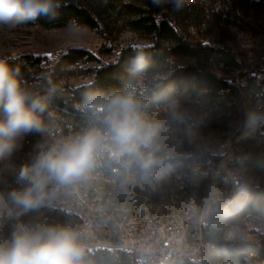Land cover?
I'll return each mask as SVG.
<instances>
[{"label":"trees","instance_id":"16d2710c","mask_svg":"<svg viewBox=\"0 0 264 264\" xmlns=\"http://www.w3.org/2000/svg\"><path fill=\"white\" fill-rule=\"evenodd\" d=\"M60 3L61 7L47 16L19 26L52 29L81 25L106 34L110 24L115 23L122 24V29L146 35L150 43L125 45L114 62H103L84 47H70L63 52L52 72L47 74L46 86L39 93L47 106L42 114L45 124L63 131L67 124H72L77 133L82 124H87L86 104L91 99L107 96L114 90L133 89L142 78L157 75L163 77L150 83L142 94L136 93L143 109L148 107V101L159 104L173 99L210 101L211 115L228 118L239 106L240 123L231 136L234 150L230 161L224 162L223 156L205 152L199 146L193 147L184 154L186 159L159 169L151 181L176 182V193L187 205L194 202L187 200L192 194L207 195L205 187L208 185H219L224 181L226 191H230L232 180L227 170L234 169L237 180L231 196L221 199L218 211L209 213L204 227L202 219L196 224L191 219L195 238L205 241L208 247L202 259L194 264H264V240L255 243L226 239V233L233 227L250 221L264 225V184H256L252 179L264 175V91H261L262 83L254 78L243 84L242 91L239 89L236 79L241 60L229 49V43H234L232 28L254 30L250 24L264 22V0H190L179 11L174 10L171 0H160L159 5L153 0H60ZM237 12L247 21L237 20ZM101 50L110 54L112 48L108 46ZM7 62L14 70H19L21 81L32 82L46 70L41 66L43 58L31 53ZM81 63L96 64L90 70L91 83L72 88L70 98H63L62 78L75 75L76 69L71 71V67ZM214 68L235 72L236 76L233 79L219 77ZM81 74L86 77L83 70ZM258 91L260 99L257 98ZM36 140L42 145L50 143L43 140L42 133H36ZM222 164L226 169L220 167ZM114 169L115 166H110V171ZM119 171L117 177L107 176L113 182H120L123 173ZM178 176L189 182L180 186ZM101 182L104 191L114 192L112 184L105 179L98 182L87 179L69 190L85 189L99 204L113 208L117 218L133 212L134 206L129 204L137 203L135 193L127 195V200H110L108 195L99 193ZM161 198H164L162 203ZM165 200L166 207L178 204L176 195L160 194L151 210L166 212L163 210ZM54 213L67 217L57 211ZM200 214L201 210L197 211L198 220ZM11 229V221L0 222V238H7ZM253 254L257 257L253 258Z\"/></svg>","mask_w":264,"mask_h":264},{"label":"clouds","instance_id":"9594fccd","mask_svg":"<svg viewBox=\"0 0 264 264\" xmlns=\"http://www.w3.org/2000/svg\"><path fill=\"white\" fill-rule=\"evenodd\" d=\"M185 2L171 0L176 11ZM153 3L159 5L160 0ZM59 7L60 0H0V25L15 28ZM18 71L0 59V161L13 155L22 137L46 131L42 116L46 103L38 92L22 85ZM86 109V126L39 145L16 173L15 187L0 191V222H13L10 235L0 238V264H91L82 233L70 223L24 218L51 207L60 191L89 179L102 163L121 170L125 180L150 182L159 169L187 158L178 146L166 143L164 124L148 119L134 89L93 98ZM169 115L174 122L184 118L175 106ZM220 202L213 186L204 216L218 211Z\"/></svg>","mask_w":264,"mask_h":264},{"label":"built area","instance_id":"2783aa9c","mask_svg":"<svg viewBox=\"0 0 264 264\" xmlns=\"http://www.w3.org/2000/svg\"><path fill=\"white\" fill-rule=\"evenodd\" d=\"M236 19L247 21L239 12ZM250 25L254 30L232 28L234 43H229L230 51L241 60V69L237 77L241 91L249 78L264 79V25L261 26L257 22ZM3 27L7 26L0 25V28ZM241 36L246 40L244 45L241 44ZM247 53H254L253 61H246ZM23 54L1 53L0 59L20 58ZM44 65L45 62L41 66L46 69ZM72 68H82V65H73L71 71ZM52 70L53 68L48 70L47 74L49 75ZM75 77L76 75H71L62 83L63 98H70L69 90L77 87L73 83ZM21 83L29 89L30 82ZM257 98H261L259 91ZM84 126L86 125L82 124V128ZM44 133H48L49 142H52L74 134V126L67 124L66 132H58L56 126L46 125ZM39 145L40 140H36V133L24 136L18 141L13 155L0 161V191L15 187L16 173L39 151ZM94 173L115 177L118 175V171H110V166L103 163ZM235 185L236 183L232 182L231 190L226 192L229 194L233 192ZM98 187L99 193L108 195L110 200L112 198L127 200L128 193H135L137 203L129 204L134 206L133 217L118 219L117 212L109 205L94 201V195H71L62 190L51 207L42 208L24 219L49 224H76V229L82 233L86 244V258L91 264H161L162 261H166L167 264H188V260L199 259L204 255L207 243L205 241L195 243V234L190 228V215L180 214V206H184L185 203L176 193V182L163 180L142 182L139 179H129L128 189L114 192L104 191L103 182ZM160 194L178 197V204H174L173 207H166V202H163V210H167V217H160V213H151V205L158 202ZM79 198H86V205H79ZM54 205H64L73 209V216L59 217L54 213ZM151 236H161V243H151ZM252 257L257 255L253 254Z\"/></svg>","mask_w":264,"mask_h":264},{"label":"rangeland","instance_id":"374dc122","mask_svg":"<svg viewBox=\"0 0 264 264\" xmlns=\"http://www.w3.org/2000/svg\"><path fill=\"white\" fill-rule=\"evenodd\" d=\"M190 1V0H186ZM254 21L253 19H249ZM261 26L264 22L260 23ZM108 35V37H106ZM241 44H245L246 40L241 36ZM257 42L256 39L254 41ZM150 38L143 34H137L128 29H122V24L111 23L106 34L101 31L92 30L81 25H72L63 28L45 29L39 26L24 27L17 26L15 28H0V54L12 52V54L31 53L41 56L45 62L46 70L39 73L34 81L30 82L29 89L40 93L46 86V77L48 70L55 67L59 57L70 47H84L99 56L103 62H114L125 45H147ZM111 46L110 54L103 53L102 48ZM50 54V55H49ZM250 61L254 60V53H251ZM82 68H75L76 77L73 82L77 87L91 83L93 75L90 70L93 69L95 63H81ZM48 68V69H47ZM84 71L85 76L81 74ZM214 73L219 77L233 79L235 72H224L218 68H214ZM72 75H74L72 73ZM69 76L62 78L63 83ZM163 76H153L150 78H142L141 81L133 89L136 93L142 94L147 90L150 83L161 79ZM147 108L143 109L149 120L159 121L164 124V136L166 143L172 146H178V151L186 154L193 147H201L205 152L224 157V162L230 161L233 155V144L231 136L240 123V108L237 106L234 113L228 118H219L211 115L212 102L210 101H192L189 99H173L164 104L148 101ZM175 106L178 111L183 114V120L179 122L171 121L170 110ZM58 119V117L56 116ZM260 146V143H258ZM222 169L226 166L222 164ZM239 171V170H238ZM232 182L236 183L237 174L234 169L227 170ZM243 173V171H242ZM244 174V173H243ZM256 184H264V175L262 177H252ZM180 186L186 185L189 180L185 177L178 176ZM226 182L216 183L214 187L218 189L221 199L231 196L226 192ZM213 186L208 185L206 188L207 195L200 197L199 195H191L187 200L194 202L185 205V215L193 218V224L200 219L205 223L207 216H204L205 205L208 202L210 190ZM191 198V199H190ZM200 218H197V211L200 212ZM190 212V213H189ZM196 212V213H195ZM203 223V224H204ZM206 224V223H205ZM226 239L244 242L260 243L264 240V225L256 221L247 222L241 226H236L226 233Z\"/></svg>","mask_w":264,"mask_h":264},{"label":"bare ground","instance_id":"6f19581e","mask_svg":"<svg viewBox=\"0 0 264 264\" xmlns=\"http://www.w3.org/2000/svg\"><path fill=\"white\" fill-rule=\"evenodd\" d=\"M19 26V25H18ZM24 27H27V26H24ZM30 27V26H29ZM4 28V27H3ZM251 55V53H247L246 54V61H250L251 57L249 58V56ZM13 58H9V60H11ZM8 61V60H7ZM238 77V76H237ZM257 80H259L261 83H262V87H261V91H264V79L263 78H256ZM236 83L239 85V81L236 79ZM80 126H78L79 128ZM57 128V127H56ZM64 129V128H62ZM82 129V128H80ZM67 131V126L65 127V130H61V129H58V132H66ZM79 131V130H78ZM76 132V127H74V134ZM43 134V140H48L49 141V135L48 133H42ZM42 140V141H43ZM43 143V142H42ZM42 145V144H40ZM114 167V166H113ZM113 171H119L118 168H116L115 170ZM121 173V172H120ZM119 178V177H118ZM89 179H92L93 181H101L102 179H105V182H109L112 184L113 186V190H117V191H124L125 189H128V185H129V179L128 180H125L124 179V176L123 174L121 175V181L120 182H113L112 180H110V177H108L107 175H101V173H93L91 175V177H89ZM115 180V178H114ZM116 181V180H115ZM113 182V183H112ZM75 189V188H74ZM66 193H71V195H86V194H89L85 189L81 190V189H75L73 191L69 190V189H66ZM130 194H133V193H128L127 195H130ZM232 194V192H231ZM168 194H163V196H166ZM132 197V196H131ZM166 199V198H165ZM94 201H97V199L94 197ZM161 203L162 201H164V198H161L160 199ZM135 202V201H134ZM133 202V203H134ZM166 202V200H165ZM99 203V202H98ZM125 204V203H124ZM79 205H86V198H79ZM156 205V204H155ZM122 206V205H121ZM158 206V205H157ZM123 207V206H122ZM158 209V208H157ZM54 211H57V212H60L66 216H73V209L71 208H67L65 207L64 205H54ZM124 211V210H123ZM133 213H134V210L133 212H129V213H126L125 216H121V217H118V219H130L133 217ZM151 213H160V217H167V211L166 212H162L161 209L160 210H151ZM190 213V212H189ZM180 214L182 215H185L186 214V211L184 208H181L180 209ZM61 215V214H60ZM191 219H192V216L190 217V228H191V231H193L192 229V224H191ZM74 228H76V224H71ZM202 226L205 225L203 224V221H202ZM204 227V226H203ZM202 227V228H203ZM198 239V238H197ZM195 238V243H202V240H197ZM151 243H161V236H151ZM207 245L205 246L204 250L207 249ZM202 256L201 255L199 257V259H194V260H188V264H194V263H197L198 261H200L202 259ZM226 264H229V263H226Z\"/></svg>","mask_w":264,"mask_h":264},{"label":"snow or ice","instance_id":"6c2138e0","mask_svg":"<svg viewBox=\"0 0 264 264\" xmlns=\"http://www.w3.org/2000/svg\"><path fill=\"white\" fill-rule=\"evenodd\" d=\"M50 55V54H49Z\"/></svg>","mask_w":264,"mask_h":264}]
</instances>
